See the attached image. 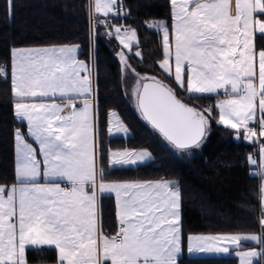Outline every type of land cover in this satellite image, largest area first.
Segmentation results:
<instances>
[{"label":"snow or ice","instance_id":"1","mask_svg":"<svg viewBox=\"0 0 264 264\" xmlns=\"http://www.w3.org/2000/svg\"><path fill=\"white\" fill-rule=\"evenodd\" d=\"M6 2L11 10L13 0ZM170 6L171 34L167 25H149L162 32L165 58L160 68L192 98L222 91L225 99L217 104L216 118L211 109L201 111L183 103L173 89L153 78L133 91L143 118L178 150L199 148L213 119L237 130L238 136L242 131L246 140L264 137V50L255 46L257 34L264 38V0H170ZM93 7L107 17L113 7L122 9V0H94L90 15ZM100 22L114 28L111 35L131 52L134 30L122 33L121 27ZM76 51L73 46H53L12 52L14 114L26 121L27 135L38 144L42 159L17 130V185L0 186V264H27L26 248L40 251L42 246H54L60 264H178L183 247L180 191L165 180L104 182L90 111L93 72L77 60ZM0 75L6 76V69L0 68ZM116 131H127L118 118ZM260 148L258 167L264 170V145ZM110 157L119 166L151 159L147 151L111 152ZM249 164L256 168L257 160L249 157ZM252 175L264 179V171ZM102 193H115L118 201L120 226L114 236L104 234L101 227ZM260 199L264 211V184ZM260 225L264 230V216ZM221 241L264 245V236H191L187 251L227 253ZM241 256V264H253L252 258L264 259V251Z\"/></svg>","mask_w":264,"mask_h":264},{"label":"trees","instance_id":"2","mask_svg":"<svg viewBox=\"0 0 264 264\" xmlns=\"http://www.w3.org/2000/svg\"><path fill=\"white\" fill-rule=\"evenodd\" d=\"M9 8L0 0V67L7 75L0 76V186L16 183L14 166V132H25V125L16 121L11 99V52L16 48L77 46L79 59L87 64L93 60L95 73L98 165L105 172V181L174 180L181 194V234L186 241L190 235H252L264 236L260 225L263 211L259 199V179L249 157L255 151L252 140L243 134L211 121L210 133L199 149L190 155L178 154L155 132L132 107L125 94L122 68L117 57L120 48L106 27L110 16H95L93 44L90 34V0H13ZM127 13L110 24L124 25L136 32L138 47L127 56L130 66L170 87L183 103L205 111L214 107L216 96L192 98L159 67L164 58L162 37L147 28L151 21L164 22L171 28L170 0H122ZM107 19V20H106ZM93 45V47H92ZM257 51L264 50V38L255 37ZM141 55L135 56L133 52ZM208 105V106H206ZM114 111L130 132L128 138L107 136L108 113ZM264 140H260V146ZM111 150H145L151 160L135 167H108ZM181 151V150H180ZM102 229L109 234L115 230V207L111 196L101 198ZM259 244H244V248ZM264 251V245H261ZM27 264H55V249L26 250ZM264 264V259H261ZM178 264H238L235 256L187 257ZM260 264V263H258Z\"/></svg>","mask_w":264,"mask_h":264},{"label":"crops","instance_id":"3","mask_svg":"<svg viewBox=\"0 0 264 264\" xmlns=\"http://www.w3.org/2000/svg\"><path fill=\"white\" fill-rule=\"evenodd\" d=\"M171 16H172V8H171ZM173 23H174V21H173V16H172V20H171V28L169 29V32L170 33H172V29H173ZM160 34H161V32H159ZM161 37H162V34H161ZM92 42H93V40H92ZM50 47H53V46H50ZM73 47H75L76 49H77V51H76V58H77V60L78 61H80V62H83L85 65H87L88 66V68L89 69H92V72H93V75H92V81H93V87H94V91H93V94H92V101H91V103H92V105H93V107L91 108V114L94 116V133H93V135H94V146H95V149H96V151H97V153H98V134H97V111H96V92H95V73H94V65H93V62L91 63V64H87V63H85L84 61H82V60H80L79 59V48L77 47V46H73ZM37 48H47V47H37ZM16 49H33V48H16ZM13 50H15V49H13ZM13 50H12V52H13ZM12 52H11V67H10V81H11V99H12V102H13V111H14V103H15V97L13 96V93H12V76H11V72H12V64H13V56H12ZM164 53V52H163ZM81 75L82 76H84V75H87V73L86 72H82L81 73ZM198 96H206V95H198ZM57 102L59 103L60 101L59 100H57ZM76 105H77V107H81L82 106V102L80 101V100H77L76 101ZM216 108V107H215ZM217 110V109H216ZM218 111V110H217ZM111 115V112H109L108 113V118H107V123H108V119L111 117L110 116ZM14 117H15V119H16V121L17 122H19V123H22V124H24L25 125V132H24V135H25V138L27 139V142L28 143H30V144H32V146L34 147V148H36L37 149V158L38 159H42V157H40V155H39V146H38V144H36L35 143V141L31 138V137H29L28 135H27V124H26V121H24V122H22V121H20L16 116H15V114H14ZM250 127L252 126L251 124L249 125ZM108 128V127H107ZM232 130H234V129H232ZM17 131V130H16ZM15 131V132H16ZM20 132H22L21 130H19ZM234 131H236L237 132V130H234ZM15 132H14V134H15ZM110 131H109V128L107 129V136L109 137V138H113V136L109 133ZM23 133V132H22ZM240 133H242L243 134V136H244V133L241 131ZM122 137H119V138H128L129 136H127V137H123L124 135L123 134H120ZM260 139H262L261 138V136H260ZM259 139V140H260ZM253 141V140H252ZM118 151H133V150H111V151H109L108 152V167L109 168H111V169H113V168H120V167H135V166H138V165H142L143 163H138V164H136V165H131V166H128V165H125V166H119V165H113L112 163H111V157H110V154H111V152H118ZM140 151H145V150H137V151H135V152H140ZM151 156V155H150ZM151 160V159H150ZM150 160H148L147 162H149ZM146 162V163H147ZM145 164V163H144ZM16 165H17V154H16V141H15V136H14V166H15V180H16V183L14 184V185H17V177H16ZM43 167V166H42ZM156 181H161V180H128V181H104V182H106V183H108V182H116V183H127V182H156ZM165 181H168V182H170V183H174L176 186H177V184H176V181H174V180H165ZM41 183H43L44 181H43V179H41V181H40ZM64 184L62 183L61 184V187L63 186ZM13 186V185H12ZM11 186H9V187H6V188H10ZM260 188H261V186L259 187V199H260ZM179 190V189H178ZM104 196H111L112 198H113V201H114V207H115V216H116V219H115V226L117 225V224H119V222H118V201H117V198H116V195H115V193H102V194H100L99 195V197H98V200H99V215H100V223H101V212H100V204H101V198L102 197H104ZM260 205H261V207H262V202H261V199H260ZM180 211V224H181V209L179 210ZM263 215H264V211H263ZM101 227H102V223H101ZM103 230V233L104 234H106V235H112V234H109V233H107L106 231H104V229H102ZM224 235H228V234H220L219 236H224ZM231 235H234V234H231ZM191 236H205V237H208V236H218V235H190V236H188L187 237V239H186V241H185V243H184V241L182 240V243H183V247H182V255H181V257L182 256H187V257H191V258H193V257H228V256H231V255H233V256H235L236 257V252H239L240 250H244V249H247V248H244V244H249V243H252V244H255L256 245V243L255 242H252V241H241L240 242V244L237 246V245H234V244H232L231 242H229V241H221L220 242V246H222V247H228V249H229V251L227 252V253H198V254H189L188 253V251H187V244H188V242H189V237H191ZM241 236H244V235H241ZM260 245V244H259ZM42 248H49V249H55L54 248V246H42ZM250 248V247H249ZM260 250H261V245H260ZM26 250H27V248H26ZM55 251H56V254H57V262L55 263V264H60V262H59V260H58V250H56L55 249ZM262 252V251H261ZM180 257V258H181ZM179 258V259H180ZM236 259H237V257H236Z\"/></svg>","mask_w":264,"mask_h":264},{"label":"rangeland","instance_id":"4","mask_svg":"<svg viewBox=\"0 0 264 264\" xmlns=\"http://www.w3.org/2000/svg\"><path fill=\"white\" fill-rule=\"evenodd\" d=\"M101 2H103V0H101ZM233 2H234V0H233ZM90 4H94V0H90ZM124 13H125V11L123 10V8L122 9H120L119 11H117V8L116 7H113V13H110L109 14V16L110 17H112L111 19H108V23H109V21L111 22V21H113V20H116V19H118L119 17H122L123 15H124ZM93 14L95 15V16H102V17H104V13H103V11H101L100 13H96L95 11H94V7H93V9H92V12H91V15H90V7H89V16H90V34H91V42H92V40H94V35H95V19H94V17H93ZM172 17V16H171ZM107 20V19H106ZM112 25H115L116 27H121V31H122V33L124 32V30L125 29H131V28H129V27H127V26H124V25H118V24H112ZM149 25H166L164 22H161V21H151V22H148L147 23V28L149 29V30H151V31H155V32H161V31H157V30H155V29H153V28H151V27H149ZM132 30V29H131ZM111 32L113 33L114 32V28H111ZM161 34H162V32H161ZM171 34V33H170ZM257 35H259V34H257ZM256 35V36H257ZM113 36V35H112ZM113 39L115 40V42L118 44V46H119V48H120V51L118 52V54H117V57H118V59H119V62H120V64H121V68H122V75H123V78H124V84H125V94H126V97H127V99H128V101L131 103V105H132V107H134V109H136V110H138L137 109V106H136V97L133 95V91H134V89H136V87H137V84L139 83L140 85H141V83L143 82V81H145L148 77L146 76V75H143V74H138L131 66H130V68H126L125 66H124V62H122V60H121V53H123L124 54V57H125V60H126V63H127V65H130L129 63H128V61H127V56L129 55V54H131L132 53V50H131V52L128 50V49H125L124 47H123V45L122 44H120V42H119V40L115 37V36H113ZM170 40H171V36H170ZM137 43H138V40H137V36H136V38L135 39H133V41H132V47H134V46H136L137 45ZM92 44H93V42H92ZM50 47V46H49ZM92 47H93V45H92ZM33 48H37V47H33ZM133 53H135V52H133ZM164 58H165V56H164ZM163 58V59H164ZM163 61V60H162ZM161 61V62H162ZM93 62V60H91V62H90V64ZM160 62V63H161ZM160 63H159V65H160ZM171 63H173V67H174V61H171ZM160 67V66H159ZM0 68H3V67H0ZM4 69V68H3ZM161 69V68H160ZM162 70V69H161ZM163 71V70H162ZM164 72V71H163ZM165 73V72H164ZM166 74V73H165ZM167 75V74H166ZM0 76H4V75H0ZM167 76H169V75H167ZM170 77V76H169ZM174 80V79H173ZM174 82H175V80H174ZM176 83V82H175ZM177 84V83H176ZM188 93V92H187ZM189 94V93H188ZM197 95H206V96H216V99H215V102H214V107H216V109H217V104H218V102H219V100H223V99H225V97L223 96V92L221 91L219 94H216V93H212V94H207V93H205V94H197ZM206 106H208V105H206ZM218 110V109H217ZM112 113H115L116 115L115 116H113L112 115ZM111 117L108 119V123H107V127L108 128H111V131L109 132L112 136H113V138H119V137H122L120 134H123L124 136L123 137H127V136H129L130 135V132H129V130L127 129V127L122 123V121L120 120V118H119V116L117 115V113L116 112H114V111H111V115H110ZM117 118L119 119V121L124 125V127L127 129V131L126 132H117L116 131V121H117ZM107 128V129H108ZM263 140H264V137H261ZM259 139H260V136H259ZM261 140V139H260ZM260 140H259V143L258 144H255L256 145V148H258L257 150H258V153H259V160H258V162H259V165H260V162H261V156H260V151H261V148H260ZM204 143V142H203ZM203 143H202V145H203ZM255 143V142H254ZM201 145V146H202ZM200 146V147H201ZM199 147V148H200ZM199 148H195V149H199ZM256 148H255V150H256ZM174 149V148H173ZM194 149V148H193ZM178 154H180V153H186V154H188V155H190V152H191V150H189V149H187V150H178V149H174ZM149 153V152H148ZM144 164V163H143ZM255 170H253V171H257V172H260V171H264V170H261L260 168H258V167H256V168H254ZM252 171V172H253ZM257 177H258V179H259V187L262 185V184H264V179H262L259 175H257ZM260 207H261V205H260ZM261 209H262V207H261ZM264 216V215H263ZM262 217V216H261ZM261 217H260V219H261ZM247 251H257L258 253L259 252H261V250L260 249H258V248H256V247H251V248H247V249H244V250H240L239 252H236V257H237V262H238V264H241V261H242V256H241V253L242 252H247ZM252 262H253V264H258V263H262V261H261V258H259V257H257V258H252Z\"/></svg>","mask_w":264,"mask_h":264},{"label":"built area","instance_id":"5","mask_svg":"<svg viewBox=\"0 0 264 264\" xmlns=\"http://www.w3.org/2000/svg\"><path fill=\"white\" fill-rule=\"evenodd\" d=\"M224 96V95H223ZM225 97V96H224ZM257 131H259V129H258V126H257ZM253 140V142L255 141V144H258L259 143V135L257 136V137H255V138H253L252 139ZM258 148H256V150L250 155V157H254L256 160H257V167L259 166V162H258V160H259V153H258V150H257ZM259 168V167H258ZM65 185H63L62 187H64ZM119 224H117L116 226H115V230H114V232H113V236L114 235H116V233H117V231H118V229H119ZM260 264H262V263H260Z\"/></svg>","mask_w":264,"mask_h":264},{"label":"water","instance_id":"6","mask_svg":"<svg viewBox=\"0 0 264 264\" xmlns=\"http://www.w3.org/2000/svg\"><path fill=\"white\" fill-rule=\"evenodd\" d=\"M152 80L153 79H151V80H145V81H143L142 83H141V85H143L144 83H148V82H152ZM156 81V80H155ZM156 82H158V81H156ZM138 109V108H137ZM138 112H139V114H140V116L142 117V119L155 131V132H157L162 138H163V136L156 130V129H154L153 127H152V125L148 122V121H146L144 118H143V116L141 115V113H140V111L138 110ZM164 139V138H163ZM165 140V139H164ZM166 141V140H165ZM168 144H170L168 141H166ZM171 145V144H170ZM172 146V145H171ZM173 147V146H172ZM174 148V147H173ZM176 149V148H175Z\"/></svg>","mask_w":264,"mask_h":264}]
</instances>
